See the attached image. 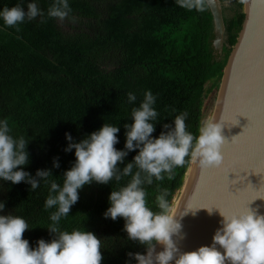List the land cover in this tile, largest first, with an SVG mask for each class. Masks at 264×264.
Returning <instances> with one entry per match:
<instances>
[{
  "label": "trees",
  "instance_id": "obj_1",
  "mask_svg": "<svg viewBox=\"0 0 264 264\" xmlns=\"http://www.w3.org/2000/svg\"><path fill=\"white\" fill-rule=\"evenodd\" d=\"M229 1L222 7L226 37L219 58L213 53L208 7L189 11L176 0H68L72 11L63 22L47 16L53 0H24L25 9L35 2L44 16L25 20L19 31L7 28L0 18V120L7 119L14 138L28 141L29 163L23 170L35 177L38 169H48L53 176L49 180L62 185L76 159L74 149L65 151L70 143L65 133L79 142L104 123L119 127L114 147L125 150L124 125L132 123L131 110L139 107L146 91L156 97L153 138L168 131L163 125L173 126L174 117L183 112L188 113L187 130L198 136L204 100L219 86L244 17L243 3ZM19 2L0 0V10ZM128 93L135 94L136 101L129 103ZM138 151H128L119 167L132 162ZM54 160L59 167L53 166ZM190 161L186 158L184 166L174 169L173 179L144 185L153 211H159L155 198L163 189L172 206ZM129 179L84 185L78 202L59 223L62 231H90L101 239V264H133L136 260L128 253L146 251L128 239L122 217L113 221L103 215L110 192ZM49 187L41 181L32 190L27 182L0 178V201L5 205L0 215L26 220L30 228L23 239L33 249L39 239L55 238L47 229L55 209L44 207Z\"/></svg>",
  "mask_w": 264,
  "mask_h": 264
},
{
  "label": "clouds",
  "instance_id": "obj_2",
  "mask_svg": "<svg viewBox=\"0 0 264 264\" xmlns=\"http://www.w3.org/2000/svg\"><path fill=\"white\" fill-rule=\"evenodd\" d=\"M176 3L189 11L204 12L207 7V0H176ZM71 11L68 0H53L47 16L63 22ZM38 16L43 17L44 13L37 3L29 2L25 9L24 0L0 10L4 25L17 31L25 20L31 21ZM127 99L132 103L136 96L128 93ZM155 102L152 92L146 91L139 107L132 108V123L124 125L125 150L114 147L119 142L117 126L104 123L79 142H73L71 134L65 133L70 142L65 151L74 149L76 159L65 171L62 185L49 180L53 176L48 169H38L35 177L23 170L22 166L29 163L28 141L24 136L14 138L7 119L0 120V178L13 184L27 182L32 190L37 189L41 181L49 184L44 207L45 210L55 209L50 213L52 223L47 227L55 238L47 242L39 239L34 249L23 239L24 232L30 228L26 220L13 214L0 215V264H101V239L90 231H62L59 223L78 202V190L84 185L93 181L105 185L112 180L119 183L125 177H130L128 182L110 192V206L103 215L113 221L122 217L128 239L145 247L144 254L128 253L137 264H172L173 261L174 264H225V261L230 264H264V215L255 210L247 207L231 215L219 211L221 227L216 229L211 246L181 252L173 237L183 238L180 235L182 226L178 216L168 214L167 189L161 190L155 198L158 212L148 206L144 185H151L154 179H173L174 169L184 166L189 157L198 159L201 168L218 167L224 159L221 147L226 141L221 134V123L212 118L205 119L199 135L194 136L187 130V112L176 115L173 126L164 124L163 128L168 131L153 138L154 121L158 120V112L153 107ZM135 149L139 151L132 162L120 168L119 164L123 163L128 151ZM53 166L59 167V162L54 160ZM4 207L0 201V211ZM207 210L211 213L213 209ZM157 245L162 250L157 251ZM216 245L224 250L223 253Z\"/></svg>",
  "mask_w": 264,
  "mask_h": 264
},
{
  "label": "water",
  "instance_id": "obj_3",
  "mask_svg": "<svg viewBox=\"0 0 264 264\" xmlns=\"http://www.w3.org/2000/svg\"><path fill=\"white\" fill-rule=\"evenodd\" d=\"M229 3L207 0L216 58L226 37L222 7ZM242 11L241 27L205 116L221 123L224 159L218 167L204 169L198 159L191 158L183 186L170 207L169 215L178 216L182 226L183 238L173 237L181 252L211 246L221 227L220 212L231 215L248 207L264 215V0H245ZM156 250H162L161 246Z\"/></svg>",
  "mask_w": 264,
  "mask_h": 264
},
{
  "label": "rangeland",
  "instance_id": "obj_4",
  "mask_svg": "<svg viewBox=\"0 0 264 264\" xmlns=\"http://www.w3.org/2000/svg\"><path fill=\"white\" fill-rule=\"evenodd\" d=\"M216 91L214 92V94L212 93V94H209L208 96H206V98L204 100V104H203V108H202V111H203V114H202V123H203V121L205 119V116H206V114L208 112V109H209V107H210V105L212 103V100H213V98H214V96L216 94Z\"/></svg>",
  "mask_w": 264,
  "mask_h": 264
}]
</instances>
